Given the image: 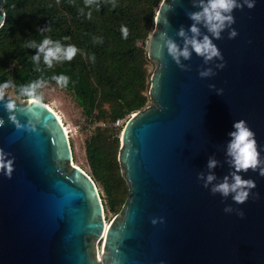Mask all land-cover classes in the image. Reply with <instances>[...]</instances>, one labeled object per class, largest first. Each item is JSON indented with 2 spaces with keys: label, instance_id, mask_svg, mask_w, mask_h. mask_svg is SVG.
I'll return each mask as SVG.
<instances>
[{
  "label": "water",
  "instance_id": "95a60500",
  "mask_svg": "<svg viewBox=\"0 0 264 264\" xmlns=\"http://www.w3.org/2000/svg\"><path fill=\"white\" fill-rule=\"evenodd\" d=\"M3 6L0 0V23ZM197 10L192 0H162L157 10L146 44L155 64L147 92L151 106L123 128L117 160L128 197L105 232L96 184L71 163L69 140L55 115L43 105L35 109L37 131H17L0 104V148L15 158L12 178L0 173V264H264V177L258 170L241 173L257 185L243 205L231 195H212L211 185L205 189L197 178L208 174L209 157L219 162L213 184L232 170L228 133L241 119L264 159V0H255L251 10H234L237 37L228 39L226 30L214 40L223 61L206 65L193 53L190 60L181 58L190 67L184 71L166 49L157 59L159 34L167 32L182 47L179 28L187 30L192 21L186 13ZM219 63L225 67L216 68ZM208 67L216 74L200 78ZM17 115L27 123L29 117Z\"/></svg>",
  "mask_w": 264,
  "mask_h": 264
},
{
  "label": "trees",
  "instance_id": "16d2710c",
  "mask_svg": "<svg viewBox=\"0 0 264 264\" xmlns=\"http://www.w3.org/2000/svg\"><path fill=\"white\" fill-rule=\"evenodd\" d=\"M99 2L97 10L95 5L85 8L84 0H3L0 83L11 79L19 87L43 78L47 84L56 85L51 77L64 74L70 81L63 89L72 95L91 124L113 125L143 109L149 101L151 76L146 70L149 60L145 46L162 0H115V8L112 0ZM89 11L91 19L87 16ZM121 25L129 29L127 39L122 37ZM47 28L51 31H41ZM45 37L64 47L73 44L81 51L70 62H54L51 69L41 55L37 65L31 60L36 49L24 45L31 41L39 44ZM96 37L102 42H94ZM93 55L94 62L90 59ZM94 130L85 142L94 180L91 179L101 185L109 210L118 213L128 197V186L117 160L118 137L111 134L112 129Z\"/></svg>",
  "mask_w": 264,
  "mask_h": 264
},
{
  "label": "clouds",
  "instance_id": "9594fccd",
  "mask_svg": "<svg viewBox=\"0 0 264 264\" xmlns=\"http://www.w3.org/2000/svg\"><path fill=\"white\" fill-rule=\"evenodd\" d=\"M175 2L176 0H173V3ZM93 5L99 10V0H84L85 8L91 9ZM112 7H117L115 0H112ZM192 7L198 10L186 13L188 19L192 21L191 26L187 30L181 26L177 33L183 40V46L181 47L173 38L169 37L167 32H161L159 34L161 43L158 45V51L156 52L157 59H161L166 49L168 56L184 71H190V67L182 64L181 58L185 61L190 60L193 53L201 57L206 65L214 60L223 61L222 53L214 43V40H221L223 38L222 33L226 30H228V39L236 38L238 33L232 28V25L235 24L233 12L237 9L243 10L244 7L250 10L253 9L255 7V0H192ZM168 8L172 10L173 5L169 4ZM81 14H84L83 9H81ZM91 15L92 13L89 11L87 13L89 19H91ZM2 26L3 23H0V27ZM202 28L206 31L202 32ZM41 31H51V28L42 29ZM120 31L122 37L127 39L129 35L128 27L121 25ZM64 39L70 38L64 37ZM94 42L102 41L96 37L94 38ZM24 46L36 49V55L31 57V60L38 65L42 55L43 62L49 69L53 67L54 62L72 61L77 53L81 51L73 44L64 47L59 41H54L51 37L43 38L39 44L31 41ZM90 59L94 62L95 56L93 55ZM224 67V63L216 64V68L218 69H223ZM36 70L40 71L39 68ZM215 74L211 67L199 71V76L202 79ZM51 80L55 81V84L63 89L68 87L70 77L64 74L53 75ZM46 84L47 81L43 78L20 85L19 87L11 79L0 83V104L3 105L8 115V122L14 125L17 131H27L29 133L37 131L39 119L35 109H40L43 106V93L39 90ZM209 87L214 89L215 85H209ZM12 90H15V99L9 95V92ZM218 94H223V89L218 90ZM17 99L24 101L23 106L18 105ZM17 113L29 117L26 124L20 123ZM34 119L36 123L33 122ZM4 125L5 120L0 118V128L4 127ZM232 127L233 131L228 133L230 139L225 153L227 157L226 163H228L232 170L223 176L220 182L213 184V181H216L217 177L212 170L217 167L219 162L215 157H209L207 162L208 174L205 175V173L200 172L197 178L204 181L203 187L205 189H209L211 185L210 192L212 195L219 194L224 198L231 195L235 204L243 205L248 201L252 190L257 185L252 179H244L241 173H247L249 170L256 172L258 170L259 175L264 177V159H261L255 133L248 126L247 122L241 119L234 122ZM10 157L11 153H6L3 148H0V173L8 179L12 178L15 170V158ZM254 198H258V194ZM232 211L231 206L224 208L225 213L229 214ZM237 215L241 219L244 217V213L241 210L237 211ZM152 223L155 225L157 220L154 219Z\"/></svg>",
  "mask_w": 264,
  "mask_h": 264
},
{
  "label": "rangeland",
  "instance_id": "374dc122",
  "mask_svg": "<svg viewBox=\"0 0 264 264\" xmlns=\"http://www.w3.org/2000/svg\"><path fill=\"white\" fill-rule=\"evenodd\" d=\"M154 69L155 64L149 61V63H147L146 65L147 72L152 73ZM40 92L43 93L44 105L57 115V117L63 124L64 129L68 133L69 144L73 155V164L82 169L89 175V177L93 179L92 172L85 154L86 140L92 135L96 127L108 128L109 130L112 129L111 134H114V137H118L119 150L121 147V134L123 128L126 126L127 121L135 113L129 115L128 120H120L122 121V123L119 126H115V123L113 125L107 126L106 122H97L95 124H91L83 116L81 109L79 108L72 95L66 90L58 87L57 85L46 84L42 89H40ZM9 95L12 96V98H16L13 91H10ZM148 106H151L150 100L147 101L144 108ZM95 184L103 204L104 217L106 221H109L110 223L112 219L117 217L121 210L118 213H114L113 211L109 210L107 206L106 195L101 185L99 183Z\"/></svg>",
  "mask_w": 264,
  "mask_h": 264
},
{
  "label": "bare ground",
  "instance_id": "6f19581e",
  "mask_svg": "<svg viewBox=\"0 0 264 264\" xmlns=\"http://www.w3.org/2000/svg\"><path fill=\"white\" fill-rule=\"evenodd\" d=\"M44 105V104H43ZM45 106V105H44ZM46 107V106H45ZM47 109H49L48 107H46ZM50 110V109H49ZM54 115H55V117L57 118V120L59 121V123H60V125L63 127V124L61 123V121L59 120V118L57 117V115L52 111V110H50ZM63 130H64V133H65V135H66V137H67V139L69 140V138H68V133L66 132V130L64 129V127H63ZM71 163L73 164V162H72V160H71ZM73 166H75L74 164H73ZM75 167H77V166H75ZM78 169H80L79 167H77ZM103 221H104V232H105V230H108V224H109V221H106V219H105V217H104V213H103ZM98 252V257L101 259V256L103 255V250H102V252L100 251V249L97 251Z\"/></svg>",
  "mask_w": 264,
  "mask_h": 264
},
{
  "label": "built area",
  "instance_id": "2783aa9c",
  "mask_svg": "<svg viewBox=\"0 0 264 264\" xmlns=\"http://www.w3.org/2000/svg\"><path fill=\"white\" fill-rule=\"evenodd\" d=\"M122 123V121L120 120H117L115 122V126H119L120 124ZM82 170V169H81ZM83 171V170H82ZM84 172V171H83ZM86 175H88L86 172H84ZM89 176V175H88ZM90 178V177H89ZM104 244V239L103 238H99L96 240V254H97V257H98V250L100 249V251L102 252V246ZM100 260V259H99Z\"/></svg>",
  "mask_w": 264,
  "mask_h": 264
},
{
  "label": "flooded vegetation",
  "instance_id": "af4514ba",
  "mask_svg": "<svg viewBox=\"0 0 264 264\" xmlns=\"http://www.w3.org/2000/svg\"><path fill=\"white\" fill-rule=\"evenodd\" d=\"M72 160V159H71ZM72 162H73V160H72Z\"/></svg>",
  "mask_w": 264,
  "mask_h": 264
}]
</instances>
